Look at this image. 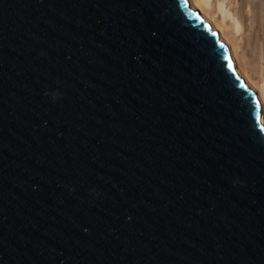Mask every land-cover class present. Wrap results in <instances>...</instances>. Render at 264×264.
I'll use <instances>...</instances> for the list:
<instances>
[{
  "label": "water",
  "instance_id": "water-1",
  "mask_svg": "<svg viewBox=\"0 0 264 264\" xmlns=\"http://www.w3.org/2000/svg\"><path fill=\"white\" fill-rule=\"evenodd\" d=\"M254 97L189 0H0V264H264Z\"/></svg>",
  "mask_w": 264,
  "mask_h": 264
},
{
  "label": "bare ground",
  "instance_id": "bare-ground-1",
  "mask_svg": "<svg viewBox=\"0 0 264 264\" xmlns=\"http://www.w3.org/2000/svg\"><path fill=\"white\" fill-rule=\"evenodd\" d=\"M192 8H198L206 21L209 22L213 30H219L220 40L225 42L230 49L234 68L242 76L252 90L256 91L258 99L262 105L261 123L264 125V37L262 30L255 27L252 23L249 25V31L252 45V58L260 67V79L256 81L246 71L240 61L239 44L236 40L244 34L245 25L243 17L235 12L227 0H189ZM215 7L216 12L213 14L211 9Z\"/></svg>",
  "mask_w": 264,
  "mask_h": 264
},
{
  "label": "rangeland",
  "instance_id": "rangeland-1",
  "mask_svg": "<svg viewBox=\"0 0 264 264\" xmlns=\"http://www.w3.org/2000/svg\"><path fill=\"white\" fill-rule=\"evenodd\" d=\"M230 7L243 17L245 32L236 38L239 44L240 61L246 71L258 81L260 79V67L252 58V45L250 38L252 33L249 31V25L259 27L264 37V0H227ZM199 14L206 20L205 15L196 8ZM212 13L216 12L215 7L211 9ZM221 34L219 30H214ZM251 35V36H250ZM249 39H251L249 41ZM256 92V91H255ZM257 93V92H256Z\"/></svg>",
  "mask_w": 264,
  "mask_h": 264
},
{
  "label": "snow or ice",
  "instance_id": "snow-or-ice-1",
  "mask_svg": "<svg viewBox=\"0 0 264 264\" xmlns=\"http://www.w3.org/2000/svg\"><path fill=\"white\" fill-rule=\"evenodd\" d=\"M221 47H224V45L222 44ZM226 59H229V60H230L231 58H230V56L226 55ZM228 66H229V69H230V70L233 69V65H232L231 63H229ZM234 75H235V72H234ZM238 78H239V77H238ZM242 86H243V85H242ZM254 102H256L257 105H258V103H259V102H258V99H257L256 97H254ZM261 130L264 131V127H262Z\"/></svg>",
  "mask_w": 264,
  "mask_h": 264
}]
</instances>
